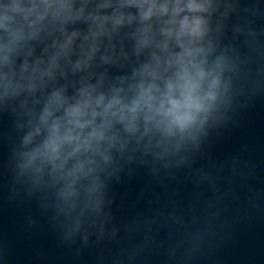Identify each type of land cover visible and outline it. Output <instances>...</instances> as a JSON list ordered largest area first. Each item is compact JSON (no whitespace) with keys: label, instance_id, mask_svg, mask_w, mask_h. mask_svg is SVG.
Here are the masks:
<instances>
[{"label":"clouds","instance_id":"clouds-1","mask_svg":"<svg viewBox=\"0 0 264 264\" xmlns=\"http://www.w3.org/2000/svg\"><path fill=\"white\" fill-rule=\"evenodd\" d=\"M241 9L254 11L239 0H0L14 191L44 196L66 240L114 237V177L133 164L190 167L209 128L264 88V64L223 39ZM231 27L260 51L245 17Z\"/></svg>","mask_w":264,"mask_h":264},{"label":"water","instance_id":"water-1","mask_svg":"<svg viewBox=\"0 0 264 264\" xmlns=\"http://www.w3.org/2000/svg\"><path fill=\"white\" fill-rule=\"evenodd\" d=\"M239 3L254 11L234 14L223 39L251 53L255 69L264 64V0ZM238 15L256 30L260 51L243 33L236 39ZM13 120L0 112V264H264V88L209 128L190 167L157 175L133 164L114 177L108 228L118 231L100 240L93 231L87 243L64 238L40 193L14 191ZM186 234L192 244H179Z\"/></svg>","mask_w":264,"mask_h":264}]
</instances>
